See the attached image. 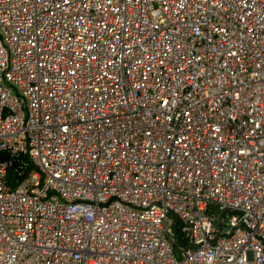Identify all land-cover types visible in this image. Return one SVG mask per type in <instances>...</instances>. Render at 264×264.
Masks as SVG:
<instances>
[{"label":"built area","instance_id":"1","mask_svg":"<svg viewBox=\"0 0 264 264\" xmlns=\"http://www.w3.org/2000/svg\"><path fill=\"white\" fill-rule=\"evenodd\" d=\"M0 264H264V0H0Z\"/></svg>","mask_w":264,"mask_h":264},{"label":"rangeland","instance_id":"2","mask_svg":"<svg viewBox=\"0 0 264 264\" xmlns=\"http://www.w3.org/2000/svg\"><path fill=\"white\" fill-rule=\"evenodd\" d=\"M177 256H178V254H177Z\"/></svg>","mask_w":264,"mask_h":264}]
</instances>
